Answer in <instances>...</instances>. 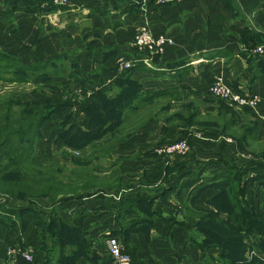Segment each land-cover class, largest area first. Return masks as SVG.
Here are the masks:
<instances>
[{
    "label": "crops",
    "instance_id": "crops-1",
    "mask_svg": "<svg viewBox=\"0 0 264 264\" xmlns=\"http://www.w3.org/2000/svg\"><path fill=\"white\" fill-rule=\"evenodd\" d=\"M142 25L173 44L156 55L140 52L133 36ZM263 30L264 0H0V58L9 56L33 76L25 98L11 99L58 106L44 123L66 121L92 133L98 127L89 126L87 108L97 106L106 129L89 144L104 135L100 143L106 147L92 153L121 157L116 180L113 166H91L74 182L55 179L60 186L74 183V194L58 192L59 198H74L61 206V216L86 228L96 245L117 224L110 203L115 189L129 199L147 196L154 206L165 180L169 191L176 185L201 189L194 201L199 208L220 198L227 184L233 201L264 196V53L251 50L264 42ZM217 74L236 90L258 94L257 108H233L211 96L208 87ZM132 88L137 95L116 117L114 102ZM178 140L189 152L165 154L163 148ZM228 166L246 167L243 197L244 180L235 182ZM143 236L139 230L128 235L142 255ZM101 264H111L104 250Z\"/></svg>",
    "mask_w": 264,
    "mask_h": 264
},
{
    "label": "rangeland",
    "instance_id": "rangeland-1",
    "mask_svg": "<svg viewBox=\"0 0 264 264\" xmlns=\"http://www.w3.org/2000/svg\"><path fill=\"white\" fill-rule=\"evenodd\" d=\"M32 79L33 76L26 70V66L20 65L7 55L1 56L0 104L8 97L24 99ZM50 85V82H47L44 87L49 88ZM41 87L43 86L38 84V88ZM62 127V124L55 120L43 122L38 134L31 135L29 157L38 166H21L22 169L18 173L21 175L25 172L27 175L24 180L26 188L18 185L17 189H12V195L9 196L5 191V183L0 180V264H79L82 260L86 264H101L102 250L110 259L104 240L107 235L113 234L117 224L119 226L115 231L119 236L115 237L120 244L123 241L120 236H126L128 231L139 230L144 235L141 240L147 254L138 253L129 237L126 241L130 246L129 255L133 264H264V213L261 211L263 193L255 198V202L245 199L241 206L237 204L229 208L228 204L233 201L234 194L231 184H227V188L221 187L220 198L206 201L205 208H199L194 203L201 189L194 193L193 188L184 190L176 185V188L169 191L165 188L169 186V181L166 180L165 186L161 185L163 187L157 189L161 191L157 206L152 204L151 198L144 195L142 197L136 194L131 199L127 195L118 196L115 187V194L111 196L113 199L110 203L117 224L114 229L105 231L106 234L101 235L96 245L92 243L93 239L91 240L86 228L74 223L72 218L65 219L61 216L65 211L60 209L61 206L68 205L74 198L64 196L65 194L59 198L58 192L67 193L74 190V183L60 186L55 179L62 178L67 182H74L76 175L86 170L88 173L91 166H97L99 170L113 166L115 170L118 169L113 177V180H116L120 166H123L121 157L102 154L103 152L92 153L106 147L105 143H100L104 135L96 140H99L98 142H94L95 145L86 144L82 149L65 147L66 140L57 139ZM4 151L5 148L0 149V166H4L8 160L3 155ZM228 167L233 169L235 182L240 183L242 178L244 180L246 167L244 170L242 166ZM101 180L102 184L109 182L108 178ZM245 182L244 180L242 184L245 185ZM51 185L53 187L49 188ZM143 201L149 202L151 207L145 208ZM234 208L245 214L243 226L242 222H239L241 228H235L238 220H235L234 226L230 224L233 221H230L228 235L222 238L225 232L218 226L221 221L219 216L225 218L226 214L228 217L227 211H233ZM208 212L216 214L209 216ZM130 213L133 214V217H130L132 223L125 228V217ZM46 222L51 226L47 228ZM159 224L160 227H157ZM226 228L228 229L227 226ZM56 234H62V238L60 236L61 239H57L55 243L52 237L55 238ZM80 234L85 235L84 241ZM66 236H69L70 240H63ZM84 242H87L88 252L95 254V260L89 261L84 256L78 258L72 254V251ZM25 252L31 255V260L23 257Z\"/></svg>",
    "mask_w": 264,
    "mask_h": 264
},
{
    "label": "trees",
    "instance_id": "trees-1",
    "mask_svg": "<svg viewBox=\"0 0 264 264\" xmlns=\"http://www.w3.org/2000/svg\"><path fill=\"white\" fill-rule=\"evenodd\" d=\"M262 36L264 38V35L262 33ZM261 43V42H259ZM8 58H10L8 56ZM138 90L136 88L129 89L127 92H122L120 94V99L114 102L113 112L116 114V117L120 115L119 111H122L125 107H127L130 103V101L137 95ZM219 100V99H218ZM105 102V100H103ZM222 101V100H221ZM97 106L94 105V107H88L87 111L90 114V116L93 118V122L89 123V126L98 127L97 133H92L88 130H81L80 128L74 129L73 124H67L66 121L62 123V128H60L58 135L64 136V139L66 140L67 146L81 149L84 145L89 144L94 139L93 137L99 136L101 133L105 131V122L102 119V115L99 112H96ZM59 107H51L48 105H40L34 102L29 101H23V100H13L11 97H8L7 99H4V102L0 104V149L5 148V151L3 152V155L8 159L6 164L4 166H0V180L2 183H5V191L7 195H12V189H17L18 185L22 186L24 188L27 187V184L24 182L25 178H27V175L25 172H23L21 175L18 173L22 169L21 166H38L34 164L30 157L29 152L31 151V135H37L38 129L41 126V124L49 118H52L56 113H58ZM102 119V120H101ZM101 121V122H100ZM103 121V122H102ZM30 137V138H29ZM15 139V140H14ZM25 141V143H24ZM34 168V167H33ZM35 169V168H34ZM39 171V169H37ZM54 182V179L51 178ZM21 180V181H20ZM232 180H230L231 182ZM244 182V181H243ZM59 185V182H56ZM53 185H51L49 188H52ZM58 189V188H57ZM239 192L243 195L244 192V185L242 184ZM5 193V192H4ZM241 203H244L243 198H236L235 201H231L228 204V207H233L239 204L241 206ZM247 211V209H244ZM206 213V212H205ZM204 213V214H205ZM216 212H208L209 216H214ZM220 214V213H219ZM219 214H217L219 216ZM27 215V214H26ZM206 215V214H205ZM227 215L225 218L220 217L221 221L218 223V226H220L225 234L222 238L226 237V234L228 235V231L230 229V224L234 226L235 220H238L237 226L235 228L239 227V222H242V226L245 219V214L239 212L238 210L227 211ZM28 216V215H27ZM25 216V217H27ZM31 217V216H29ZM233 221V222H230ZM230 222V224H229ZM51 224L49 222H46V227H50ZM228 227V229L226 228ZM241 228V223L240 227ZM130 232V231H128ZM113 236H119L116 231L111 233ZM127 233L126 236H120V238L123 240L121 241L122 248L128 252L129 254V247L127 245L128 240ZM62 234H56L55 238L52 237L53 242L56 243L57 239H61ZM80 237L82 241H84L85 235L80 234ZM63 240H70L69 236H66ZM87 242L82 243V246H78L76 249L72 251V254L74 256L79 257H86L89 261L95 260V254H90L88 252ZM85 250L87 252H85ZM131 251V250H130ZM132 253V252H131ZM111 262V259H109ZM65 263V262H64Z\"/></svg>",
    "mask_w": 264,
    "mask_h": 264
},
{
    "label": "built area",
    "instance_id": "built-area-1",
    "mask_svg": "<svg viewBox=\"0 0 264 264\" xmlns=\"http://www.w3.org/2000/svg\"><path fill=\"white\" fill-rule=\"evenodd\" d=\"M54 4L65 5L68 0H50ZM170 1V0H160ZM264 35V30H263ZM173 40L163 34H153L142 25L138 28L133 36V45L140 51L146 54L156 55L161 53L166 46H171ZM252 52L256 55L264 53V42L258 43L251 48ZM144 63H148L147 59H143ZM130 62H124L122 67L128 69ZM208 91L211 96L216 99L222 100L226 104L241 109L255 110L261 102V98L256 93H245L233 88L223 74H217L212 77ZM163 151L167 155L179 154L183 155L188 151L187 143L184 140L174 141L169 143ZM261 211L264 213V197L262 198ZM105 246L107 253L111 259V264H133L130 255L126 252L118 239L115 236L107 235L105 237ZM26 260H31V255L28 252L23 254ZM156 264V263H151Z\"/></svg>",
    "mask_w": 264,
    "mask_h": 264
}]
</instances>
